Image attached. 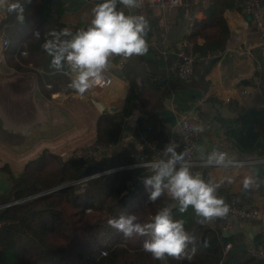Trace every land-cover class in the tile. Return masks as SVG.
Masks as SVG:
<instances>
[{
    "label": "trees",
    "instance_id": "1",
    "mask_svg": "<svg viewBox=\"0 0 264 264\" xmlns=\"http://www.w3.org/2000/svg\"><path fill=\"white\" fill-rule=\"evenodd\" d=\"M19 2L24 8L23 23L6 7L0 10V26L10 41L4 49L6 62L19 72H36L40 90L47 97L53 92L72 91L67 87L70 69L67 65L60 71L54 69L52 57L41 46L48 33L65 28L73 32L80 26H64L61 22L63 7L58 0ZM201 6V3L183 0L182 5L170 13L173 14L169 19L172 39L181 38V28L193 19V26L183 39L189 42V51L194 57L193 75L182 79L174 72L171 88L206 90L209 87L207 75L221 58L231 36L224 13L227 9L241 10L242 0H210L203 7L205 18L198 20L194 14ZM134 12L142 15L138 10ZM143 16L148 21L146 40L150 42L159 30L157 21L149 13ZM36 32L40 33L39 38ZM122 76L130 82L124 108L117 117L101 115L90 159L74 154L63 162L59 155L45 148L18 174L9 165L0 166V182L1 177L9 182L7 189L2 190L0 186V264H264V258L247 247L233 254L236 246L245 245V235L236 232L224 236L229 214L201 224L191 207L181 213L167 194L154 203L147 202L149 193L144 179L151 170L139 164L152 161L154 151L146 142L142 141L140 152H136L133 145L120 151H101L120 142L127 117L141 101V89L130 67L125 68ZM47 84L51 89L46 88ZM169 92L165 90L161 95ZM146 108L148 115L139 119L137 132L146 140L158 141L163 148L162 106L155 101L152 108ZM140 153L142 158H138ZM217 195L229 207L233 203L246 206L237 195L222 189L217 190ZM242 197L250 199V192L243 190ZM165 207L170 208L172 218L182 220L185 230L196 238L197 252L191 260H154L143 250L144 240L150 237L126 239L107 223L121 213L135 214L138 222L148 223ZM255 239L258 247L262 239ZM229 242L232 248L226 252L224 247ZM191 248L189 245V252Z\"/></svg>",
    "mask_w": 264,
    "mask_h": 264
},
{
    "label": "crops",
    "instance_id": "2",
    "mask_svg": "<svg viewBox=\"0 0 264 264\" xmlns=\"http://www.w3.org/2000/svg\"><path fill=\"white\" fill-rule=\"evenodd\" d=\"M58 1L63 7L61 22L64 26H80L72 32L73 34L80 29H87L92 19V7L102 2V0ZM209 1L191 0V2L201 3L202 5L195 11V19L205 18L203 7L207 6ZM117 7L123 10L126 15H137L134 10H138L142 15L149 13L157 21L155 23H157L159 30L148 42L149 50L145 55L133 56L127 60L122 57L112 59V76L99 100L106 105L118 104L121 110L117 113L109 111L100 113L92 106L91 110H95L97 116L95 119L96 133L97 123L102 114L107 113L117 117L124 108L125 99L130 89V82L122 76L126 67H130L132 73L136 76L138 86L141 89V101L137 103L127 117L126 129L120 142L117 145L109 146L105 152L120 151L121 148L129 145H133L136 152H140L143 149L142 141L150 145L153 151L154 149L150 143H154L162 151L166 144L174 141L178 145L177 152H181L179 122L183 119H189L202 129L199 132L200 140L196 153L200 162L198 166L199 175L202 177V173H204L207 180L212 179L220 183L218 189L237 195L245 203L244 205L254 207L259 211L256 219L249 221L230 220L229 225L226 224L225 231H228V235L236 232L243 233L245 235V248L247 247L252 253L264 258V184H261L258 188L248 190L250 199H243L242 197L243 178L245 176H258L254 169L264 163L254 164V161L264 159V46L260 43L254 21L252 18L249 20V16L243 15L241 10L227 9L224 17L231 36L221 58L207 75V79L210 80L209 87L206 90L171 88L174 73L172 65L176 57L177 43L188 35L191 26H193V19L190 18L189 23L181 28V38L172 39L170 37L169 19L173 18V14L170 13L175 7L168 9V11H162L157 7L136 9H127L122 5ZM3 8L5 7H0V10ZM3 37H6L5 31L0 26V112L2 113L1 103L6 98V90L3 89L2 91L1 85L5 84L7 69L5 48L1 43ZM202 41L203 39L200 38L199 42ZM67 75L70 79V70ZM35 79L38 83V78ZM47 87L50 88L51 85L47 84ZM36 89L41 92L39 83L36 85ZM168 89L170 92L164 93L165 95L162 96L161 94ZM55 94V98L73 96V98L77 97L91 102L89 99L90 92L80 96L72 90L70 92H53L48 97L41 96L48 100V104H52L54 100L52 95ZM155 101L162 106L160 117L162 118L161 128L164 134L163 148L159 147L161 144L158 141L146 140L142 133L138 134L137 132L139 119L148 115L144 108L147 107L146 109L149 110ZM14 105L16 112L30 110L32 114L42 112L39 101L34 100L31 102V107H26L27 109H23V103L20 104L17 101ZM61 115L63 116L61 121L64 127L67 121L69 122L71 119L64 108ZM2 121L0 120V125L5 123ZM57 123V120H52V124L48 126V135H54V126ZM37 126H39L38 123L31 128L35 129ZM2 127L5 129V124ZM79 129L80 134L85 136L82 133L84 129L81 126ZM96 133L93 142H95ZM23 134L26 133L23 132ZM217 149L219 151L227 150L236 160L243 162L242 166L223 168L207 165L205 158ZM138 158H142L141 153L138 154ZM154 159L153 154L152 161ZM256 237L262 239V243L258 247L255 246ZM260 250H263V253Z\"/></svg>",
    "mask_w": 264,
    "mask_h": 264
},
{
    "label": "clouds",
    "instance_id": "3",
    "mask_svg": "<svg viewBox=\"0 0 264 264\" xmlns=\"http://www.w3.org/2000/svg\"><path fill=\"white\" fill-rule=\"evenodd\" d=\"M142 2L102 0L92 7V19L86 30L80 29L73 34L65 28L47 34L41 47L52 57L51 66L54 69L63 70L65 65L70 69L69 89L83 96L97 87H104L114 57L127 60L148 52V21L143 15H126L117 7L122 5L127 9H136L142 6ZM0 7H6L9 13H16L17 20L23 23L24 8L19 0H0ZM35 35L40 37L39 32ZM193 130L202 129L194 126ZM177 147L174 141H170L162 150L163 158L143 165L151 170V174L144 179L149 193L147 202L154 203L167 194L176 202L174 207H178L181 213L191 207L198 223L205 224L226 217L230 207L217 195L220 183L212 179L206 181L198 173L194 174L191 163L186 159L188 151L177 152ZM205 162L223 168L242 166L235 157L218 149L213 150ZM261 184H264V178L260 176H245L242 180L245 191L258 188ZM107 223L126 239L134 236L150 237L144 240L143 250L157 261H166L168 258L191 260L197 252L196 238L185 230L182 220L172 218L168 207L158 210L148 223L138 222L135 214L124 213L118 218L109 219ZM189 245H192L190 252Z\"/></svg>",
    "mask_w": 264,
    "mask_h": 264
},
{
    "label": "rangeland",
    "instance_id": "4",
    "mask_svg": "<svg viewBox=\"0 0 264 264\" xmlns=\"http://www.w3.org/2000/svg\"><path fill=\"white\" fill-rule=\"evenodd\" d=\"M35 78H38L36 72H19L7 62L5 84L1 85V90H6V98L1 103L3 113L0 112V120L5 122L0 125V166L9 165L15 174L23 171L29 161L36 160L45 148L59 155L65 162L74 154L78 156V153L93 149L95 146L93 140L97 116L96 111L91 110L94 105L85 99L73 98V96L55 98L56 94L52 95L54 105L48 104V100L42 97L44 93L36 89L38 83ZM46 88L51 89L47 86ZM34 100L40 102L42 112L32 114L31 110L15 111L16 101L23 103L22 108L27 109L26 107H31V102ZM63 108L71 119L64 127L61 121ZM52 120L58 121L54 126L53 136L47 134ZM37 123L39 126L35 129L31 128ZM3 124L7 129H3ZM80 126L84 129L82 133L85 136L80 134ZM0 186L2 190L7 189L8 180L1 177Z\"/></svg>",
    "mask_w": 264,
    "mask_h": 264
},
{
    "label": "built area",
    "instance_id": "5",
    "mask_svg": "<svg viewBox=\"0 0 264 264\" xmlns=\"http://www.w3.org/2000/svg\"><path fill=\"white\" fill-rule=\"evenodd\" d=\"M182 4V0H143L142 6L140 8H151L157 7L162 11L167 9L177 7ZM241 12L245 16H249L255 23L256 30L258 31L260 37V43L264 46V0H242V9ZM9 39L7 37L2 38V46L6 48L9 45ZM190 44L186 39H181L177 43V49L175 51V61L172 65V71L177 72L179 77L182 79H189L193 75L194 70V57L191 55L189 51ZM259 68V67H258ZM112 76L111 69L108 73V79L104 87H97L96 89L90 91V101L94 105V107L100 112L103 113L105 111H109L112 113H117L121 110L118 104H104L99 99L101 94L104 92L105 88L108 86L110 78ZM196 126L189 119H183L179 122V131L181 135V152L187 150L188 156L186 159L192 165V172L198 173V166L200 162L197 158V150L199 146L200 140V131H194L193 128ZM197 127V126H196ZM7 129V127H5ZM154 149V160L160 159L162 155V151L156 147L154 143H150ZM106 151V148H101ZM222 152H229L227 150H221ZM93 153V149H87L85 152L78 153V156L84 160L90 159V156ZM230 157L231 156L229 154ZM236 159V158H235ZM153 161L144 162L139 165L143 166L144 164H150ZM238 161V160H237ZM241 162V161H239ZM256 163L264 162L262 161H254ZM243 163V162H241ZM259 211L254 207L248 206H240L236 203H233L230 206L229 211V221L227 222V226L232 219L239 220H252L258 217ZM232 248V243H227L224 247V250L227 252ZM263 253V250H260Z\"/></svg>",
    "mask_w": 264,
    "mask_h": 264
},
{
    "label": "water",
    "instance_id": "6",
    "mask_svg": "<svg viewBox=\"0 0 264 264\" xmlns=\"http://www.w3.org/2000/svg\"><path fill=\"white\" fill-rule=\"evenodd\" d=\"M251 19V17H249V20ZM254 172L260 176L263 177L264 176V163L258 165L255 169ZM176 204V203H175ZM224 236H228V231H224ZM245 250V246L243 244H239L238 246L235 247V249L233 250V254L235 253H239L241 251Z\"/></svg>",
    "mask_w": 264,
    "mask_h": 264
},
{
    "label": "bare ground",
    "instance_id": "7",
    "mask_svg": "<svg viewBox=\"0 0 264 264\" xmlns=\"http://www.w3.org/2000/svg\"><path fill=\"white\" fill-rule=\"evenodd\" d=\"M28 132V131H27Z\"/></svg>",
    "mask_w": 264,
    "mask_h": 264
}]
</instances>
